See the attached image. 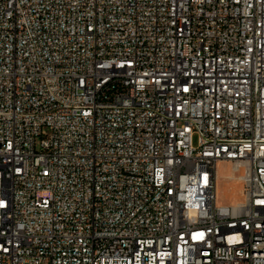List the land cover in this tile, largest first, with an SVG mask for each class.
I'll list each match as a JSON object with an SVG mask.
<instances>
[{
    "label": "built area",
    "instance_id": "1",
    "mask_svg": "<svg viewBox=\"0 0 264 264\" xmlns=\"http://www.w3.org/2000/svg\"><path fill=\"white\" fill-rule=\"evenodd\" d=\"M0 264H264V0H0Z\"/></svg>",
    "mask_w": 264,
    "mask_h": 264
},
{
    "label": "rangeland",
    "instance_id": "2",
    "mask_svg": "<svg viewBox=\"0 0 264 264\" xmlns=\"http://www.w3.org/2000/svg\"><path fill=\"white\" fill-rule=\"evenodd\" d=\"M197 143V136L194 139ZM217 180V203L220 205H234L244 199L243 183L233 177L231 164L219 162Z\"/></svg>",
    "mask_w": 264,
    "mask_h": 264
},
{
    "label": "bare ground",
    "instance_id": "3",
    "mask_svg": "<svg viewBox=\"0 0 264 264\" xmlns=\"http://www.w3.org/2000/svg\"><path fill=\"white\" fill-rule=\"evenodd\" d=\"M233 174V173H232Z\"/></svg>",
    "mask_w": 264,
    "mask_h": 264
}]
</instances>
